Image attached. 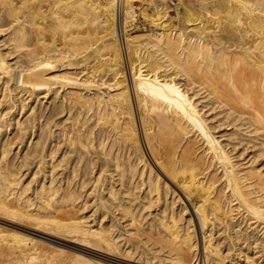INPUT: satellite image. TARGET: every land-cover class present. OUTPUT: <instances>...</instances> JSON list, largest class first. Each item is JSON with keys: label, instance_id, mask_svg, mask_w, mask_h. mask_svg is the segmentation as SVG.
Listing matches in <instances>:
<instances>
[{"label": "bare ground", "instance_id": "6f19581e", "mask_svg": "<svg viewBox=\"0 0 264 264\" xmlns=\"http://www.w3.org/2000/svg\"><path fill=\"white\" fill-rule=\"evenodd\" d=\"M0 218L92 251L0 264H264V0H0Z\"/></svg>", "mask_w": 264, "mask_h": 264}, {"label": "rangeland", "instance_id": "374dc122", "mask_svg": "<svg viewBox=\"0 0 264 264\" xmlns=\"http://www.w3.org/2000/svg\"><path fill=\"white\" fill-rule=\"evenodd\" d=\"M120 11V10H119ZM119 24H120V12H119ZM26 169H23V171H25ZM33 172V171H32ZM32 172H30V170H29V177H30V175H31V173ZM24 175H26V172H24ZM29 177H28V175H27V177H25V179H29ZM90 188V187H89ZM89 215H90V213H89ZM0 227H1V229L4 231H14V230H16L15 232L16 233H18L19 232V234H21V233H23V234H21V235H24V236H28V237H31V238H33V239H36L37 241H43L44 243H47V242H49V243H47V245L49 244V247H54V246H57V247H59V248H62V249H65L66 251L68 250V253H73L74 251H80L81 253H85V252H88V253H92V251L91 250H84V249H81L80 247H78L77 245H75L74 246V244L73 243H70V242H68V243H66V241H64L63 242V240H61V239H63V238H61V237H58V238H52V237H54V236H49L51 233H47V232H44L42 229H40V228H38L37 229V227H36V229H37V231H36V229L34 228V226H32V225H29V224H21L20 225V223L18 222H15L14 221V223H8V221H5V220H2V218H0ZM8 223V224H7ZM16 224H17V226H16ZM14 226V227H13ZM6 227H8V228H6ZM26 227V228H25ZM6 228V229H5ZM11 229V230H10ZM18 230V231H17ZM40 230H42V233H40L41 231ZM26 233V234H25ZM28 233V234H27ZM46 233V234H45ZM40 235V236H39ZM46 235H48V236H46ZM51 238V239H50ZM61 240V241H60ZM60 244H61V246H60ZM71 244H73V245H71ZM74 249H73V248ZM240 248L242 247V246H239ZM67 248V249H66ZM238 248V247H237ZM236 248V249H237ZM233 254V253H232ZM99 256V255H98ZM100 256H103V255H100ZM111 256H114V255H110V259L112 260V261H121V262H125V263H130L129 261L127 262V260H121V258L123 259V257H121V258H119V256H117V258H116V255L114 256V257H111ZM104 258H106V257H104ZM108 258V257H107ZM113 258V259H112ZM139 261H141V260H139ZM262 262H264V257H263V259L261 260ZM123 262V263H124ZM152 263H153V260L151 261ZM151 263V264H152ZM133 264H135V263H133ZM149 264H150V262H149Z\"/></svg>", "mask_w": 264, "mask_h": 264}]
</instances>
